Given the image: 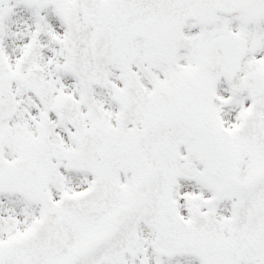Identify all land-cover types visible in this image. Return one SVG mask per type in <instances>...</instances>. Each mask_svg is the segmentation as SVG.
<instances>
[{
    "label": "snow or ice",
    "instance_id": "1",
    "mask_svg": "<svg viewBox=\"0 0 264 264\" xmlns=\"http://www.w3.org/2000/svg\"><path fill=\"white\" fill-rule=\"evenodd\" d=\"M0 264H264V0H0Z\"/></svg>",
    "mask_w": 264,
    "mask_h": 264
}]
</instances>
